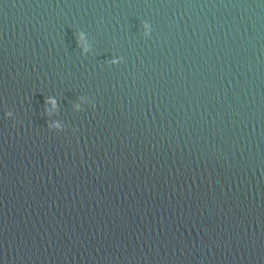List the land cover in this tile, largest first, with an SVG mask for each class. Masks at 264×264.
Returning <instances> with one entry per match:
<instances>
[{"label": "clouds", "instance_id": "1", "mask_svg": "<svg viewBox=\"0 0 264 264\" xmlns=\"http://www.w3.org/2000/svg\"><path fill=\"white\" fill-rule=\"evenodd\" d=\"M83 34H80V36H79V39L80 40H83ZM79 42V41H78ZM87 49H85V51H86ZM46 103H48V104H50V105H52L53 107L55 106V100L54 99H52V98H49L47 101H46ZM57 127H58V125H57Z\"/></svg>", "mask_w": 264, "mask_h": 264}]
</instances>
